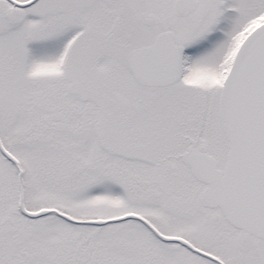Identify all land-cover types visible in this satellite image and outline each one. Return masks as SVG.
Wrapping results in <instances>:
<instances>
[{"label": "snow or ice", "instance_id": "snow-or-ice-1", "mask_svg": "<svg viewBox=\"0 0 264 264\" xmlns=\"http://www.w3.org/2000/svg\"><path fill=\"white\" fill-rule=\"evenodd\" d=\"M0 264H264V0H0Z\"/></svg>", "mask_w": 264, "mask_h": 264}]
</instances>
